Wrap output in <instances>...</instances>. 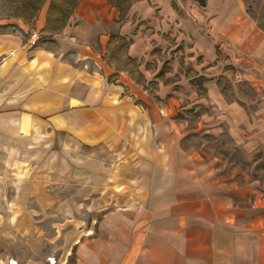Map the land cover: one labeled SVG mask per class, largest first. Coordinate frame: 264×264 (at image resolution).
Returning a JSON list of instances; mask_svg holds the SVG:
<instances>
[{
  "label": "crops",
  "instance_id": "crops-1",
  "mask_svg": "<svg viewBox=\"0 0 264 264\" xmlns=\"http://www.w3.org/2000/svg\"><path fill=\"white\" fill-rule=\"evenodd\" d=\"M46 8L31 22L0 19V177L26 162L43 175L47 159V170L66 172L56 145L68 150V140L118 162L80 170L75 194L106 211L74 240L72 264H264L260 186L182 147L175 117L198 96L190 80L201 77L204 97L193 102H209L244 149L264 144V0H132L122 21L106 0H80L58 32L44 30ZM33 31L41 37L31 44ZM116 35L128 41L124 57L139 80L156 82L158 100L106 60ZM221 79L246 82L258 97L253 111L225 99ZM201 127L221 129L219 121ZM37 200L51 201L45 192Z\"/></svg>",
  "mask_w": 264,
  "mask_h": 264
},
{
  "label": "rangeland",
  "instance_id": "rangeland-1",
  "mask_svg": "<svg viewBox=\"0 0 264 264\" xmlns=\"http://www.w3.org/2000/svg\"><path fill=\"white\" fill-rule=\"evenodd\" d=\"M45 3L48 4V1ZM253 4L256 7L260 3L252 1L248 7L251 8ZM17 6V0H0V19L19 18L13 15L17 12ZM124 52V47H119L111 52L106 60H114L116 67L128 69L129 74L136 79L139 73L136 72L135 62L124 57ZM169 69L163 66L159 72L163 74ZM226 71L231 74V66ZM228 81L229 79H221V87L224 86L225 89L221 90L224 98L242 101L247 111H253L258 101L255 91L246 82L236 83V88H233ZM140 85L148 89L154 100H158L153 91L156 89L155 81H149L145 85L142 80ZM197 94V99L204 97V90L197 88ZM196 98H185L183 108L175 115L178 121L184 124L185 129L181 146L209 157H217L214 161L216 165L233 171L234 180L238 182L245 178L240 172L247 173L246 178L249 181L256 180L264 197V144H259L251 150L244 149L226 131L224 120L213 113L212 105L203 98L193 102ZM217 121L221 129L216 132L206 131L207 127L197 129L199 122L209 125ZM56 149L62 157L65 155L67 157L66 172L63 164L56 170H47L49 169L47 159L44 162L46 170L42 171L43 175L29 174L25 169L29 166L26 162L20 166H23L24 170L13 167L8 176L0 177V260L4 259L5 255H12L7 256V259L10 257V260L14 259L18 264H50L49 258L53 257L54 264H72L76 256L74 240H78L79 236L87 231V227L95 231L96 220L106 211L92 208L87 203L89 200L75 194L74 190L81 184L80 170L85 168L96 170L102 168V163L104 167L111 168L118 162H115L113 157L110 158L102 148L83 149L70 140L68 150L64 149L63 144H57ZM86 152H90L89 159L81 160V154L84 155ZM55 162L58 165L59 161L53 159V165ZM49 172L56 176L50 177ZM42 192H45L51 201L39 203L37 197L42 195ZM93 196L96 197V194Z\"/></svg>",
  "mask_w": 264,
  "mask_h": 264
},
{
  "label": "trees",
  "instance_id": "trees-1",
  "mask_svg": "<svg viewBox=\"0 0 264 264\" xmlns=\"http://www.w3.org/2000/svg\"><path fill=\"white\" fill-rule=\"evenodd\" d=\"M48 1L46 13H45V23L44 30L48 32H58L67 22L68 18L72 14L75 6L80 2V0H17V12L13 15L24 20H34L41 8V6ZM111 6H114L119 11V21L125 18L126 12L131 4L132 0H106ZM199 6H205L206 0H193ZM41 37V36H40ZM114 41L117 42L119 47H126L128 41L120 35L112 37ZM128 58V57H127ZM130 60V58H128ZM140 75V74H139ZM140 76L136 77L139 82ZM201 77L191 79L190 83L198 89H203L201 86ZM218 86L223 91L221 87V81H217ZM225 90V89H224Z\"/></svg>",
  "mask_w": 264,
  "mask_h": 264
},
{
  "label": "built area",
  "instance_id": "built-area-1",
  "mask_svg": "<svg viewBox=\"0 0 264 264\" xmlns=\"http://www.w3.org/2000/svg\"><path fill=\"white\" fill-rule=\"evenodd\" d=\"M40 38V34L36 31L31 32L30 34V43L34 44Z\"/></svg>",
  "mask_w": 264,
  "mask_h": 264
},
{
  "label": "bare ground",
  "instance_id": "bare-ground-1",
  "mask_svg": "<svg viewBox=\"0 0 264 264\" xmlns=\"http://www.w3.org/2000/svg\"><path fill=\"white\" fill-rule=\"evenodd\" d=\"M49 260H50V263H54L55 262V259L53 257H50ZM9 264H18V263L14 259H11Z\"/></svg>",
  "mask_w": 264,
  "mask_h": 264
}]
</instances>
